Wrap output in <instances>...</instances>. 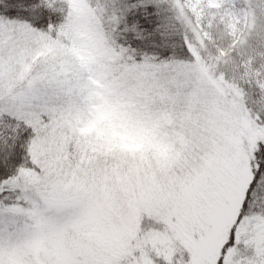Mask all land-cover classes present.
<instances>
[{"label": "snow or ice", "instance_id": "1", "mask_svg": "<svg viewBox=\"0 0 264 264\" xmlns=\"http://www.w3.org/2000/svg\"><path fill=\"white\" fill-rule=\"evenodd\" d=\"M111 8L124 61L167 66L171 75L177 63L195 67L191 39L185 33L177 47L155 4L111 0ZM71 19L66 0H0V241L30 230L21 216L35 197L23 172L43 180L51 171L47 150L59 144L58 110L69 102L68 85L53 71L57 60L40 53L44 43H68L62 30ZM21 76L8 93L6 85ZM249 84L251 91L237 86L239 95L214 89L206 107L181 105L178 125L191 114L178 126L183 139L158 174L156 200L137 210L139 231L119 264H264V136L253 141L251 131L264 132V87ZM195 88L193 79L184 95ZM157 234L168 242L153 246Z\"/></svg>", "mask_w": 264, "mask_h": 264}, {"label": "rangeland", "instance_id": "2", "mask_svg": "<svg viewBox=\"0 0 264 264\" xmlns=\"http://www.w3.org/2000/svg\"><path fill=\"white\" fill-rule=\"evenodd\" d=\"M167 1L197 57L194 68L177 63L175 75L167 73V66L138 67L124 61L111 39L106 0H66L72 19L62 32L68 43H44L40 53L57 60L59 68L53 71L68 85L69 102L58 110L59 144L47 150V177L40 180L30 170L23 172L35 197L21 216L30 230L0 241V264H119L139 231L137 210L156 200L158 174L174 158L177 140L183 139L178 126H186L191 114L184 113L178 125L181 105L206 107L214 89L240 94L228 57L206 54L203 34L181 2ZM238 1L246 8L247 26L240 40L246 47L253 33L264 38L259 18V13L264 18V3ZM21 79L6 85L8 93ZM193 79L196 88L185 96ZM210 103L209 110L215 112L216 100ZM251 131L253 141L264 136ZM150 239L153 246L169 240L160 234Z\"/></svg>", "mask_w": 264, "mask_h": 264}, {"label": "trees", "instance_id": "3", "mask_svg": "<svg viewBox=\"0 0 264 264\" xmlns=\"http://www.w3.org/2000/svg\"><path fill=\"white\" fill-rule=\"evenodd\" d=\"M106 1L113 23L111 39L115 47L118 48L114 38V34L120 35L116 31V17L111 8V0ZM179 1L189 18L203 34V51L215 58L218 56L228 57L233 82L239 85L241 90L248 88L251 91L250 81L264 87V38L258 32L253 33L246 40V47L240 45L247 26L245 6L238 0ZM149 2L157 6V11L160 13L158 19L163 25L172 29L171 34L177 38V47H182V39L187 32L176 11L167 0H149ZM262 2L264 3V0ZM66 6L69 13L67 2ZM263 13L264 11H262V15ZM259 18L264 23V18L260 13Z\"/></svg>", "mask_w": 264, "mask_h": 264}]
</instances>
